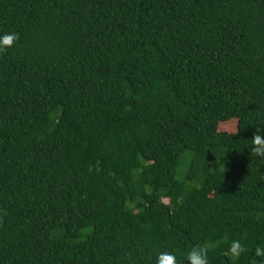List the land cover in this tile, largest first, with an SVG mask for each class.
Segmentation results:
<instances>
[{
    "label": "trees",
    "instance_id": "trees-1",
    "mask_svg": "<svg viewBox=\"0 0 264 264\" xmlns=\"http://www.w3.org/2000/svg\"><path fill=\"white\" fill-rule=\"evenodd\" d=\"M6 33L0 264H264V0H0Z\"/></svg>",
    "mask_w": 264,
    "mask_h": 264
},
{
    "label": "clouds",
    "instance_id": "clouds-1",
    "mask_svg": "<svg viewBox=\"0 0 264 264\" xmlns=\"http://www.w3.org/2000/svg\"><path fill=\"white\" fill-rule=\"evenodd\" d=\"M19 40L16 33H6L0 36V52L7 48L14 46L15 42ZM253 151L257 155L264 156V135L256 134L253 139ZM247 251L246 247L239 241L233 240L229 247V253L233 258L238 259L243 253ZM209 249L207 246H198L192 248L187 253V264H210ZM257 257H264V246H258L255 249ZM157 264H179L177 256L172 252H162L159 254Z\"/></svg>",
    "mask_w": 264,
    "mask_h": 264
}]
</instances>
